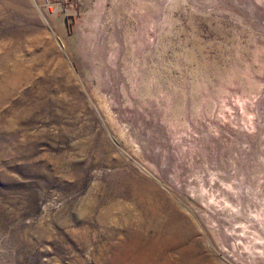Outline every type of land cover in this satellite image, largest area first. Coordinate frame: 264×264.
<instances>
[{
    "label": "rangeland",
    "instance_id": "rangeland-1",
    "mask_svg": "<svg viewBox=\"0 0 264 264\" xmlns=\"http://www.w3.org/2000/svg\"><path fill=\"white\" fill-rule=\"evenodd\" d=\"M0 264H264V0H0Z\"/></svg>",
    "mask_w": 264,
    "mask_h": 264
}]
</instances>
